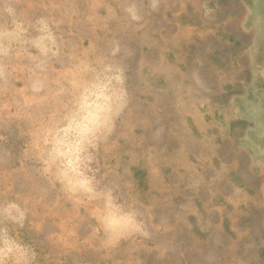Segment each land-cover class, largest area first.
Returning <instances> with one entry per match:
<instances>
[{"label": "rangeland", "instance_id": "374dc122", "mask_svg": "<svg viewBox=\"0 0 264 264\" xmlns=\"http://www.w3.org/2000/svg\"><path fill=\"white\" fill-rule=\"evenodd\" d=\"M161 2L184 10L192 26L193 9L214 23L211 39H195L192 52L214 56L220 77L228 66L236 71L221 63L227 56L253 57L256 31L242 0ZM144 5L0 0V264H264V176L254 167L264 120L235 130L242 141L232 142L225 163L193 152L182 161L176 113L137 79L142 24L133 30L128 21L131 9L141 19ZM243 28L252 31L246 48L234 44ZM214 84L217 92L220 79ZM198 162L200 176L190 171ZM218 186L241 203L230 207L238 224L225 225L229 256L227 240L183 221ZM129 214L138 228L127 225Z\"/></svg>", "mask_w": 264, "mask_h": 264}, {"label": "crops", "instance_id": "0c3cea01", "mask_svg": "<svg viewBox=\"0 0 264 264\" xmlns=\"http://www.w3.org/2000/svg\"><path fill=\"white\" fill-rule=\"evenodd\" d=\"M145 1L147 5L139 10L142 13L141 19L134 9H131L128 21V26L130 22L132 29L133 26L137 28L135 24H142L143 50L145 49L146 52L142 59L143 70L137 75V79L143 81L145 90L155 92L159 96L163 94L166 97L164 103L176 113L177 122L174 127L180 128L176 136L183 146L179 155L182 161L191 160L190 153L193 152L196 154V157L192 154L195 159H205L210 164L218 161L225 163L231 158L232 142L236 145V141H242V138L237 137L235 130L244 127L248 131L250 124L244 113L249 111L252 101L254 102L259 96L253 89L256 83L253 57L227 56L221 63L233 64L236 71L232 75L228 66L226 70H222L223 76L220 77L219 72H214V56H194L192 52L195 48V39L205 43L211 39L210 34L213 30L210 27H213L214 23L205 22L202 11L193 9L194 15L198 18L196 26H192L184 22L186 14L184 10L177 13L176 10L172 13L163 7L161 0L160 2ZM214 12L213 9L206 10L207 15ZM226 22L223 24H227ZM132 29L128 28V31ZM219 30L218 28L216 31ZM242 32H244L242 39L235 38L234 44L246 48V36H250L252 31L243 28ZM152 33H156V36ZM226 38L230 39L231 36L226 35ZM197 46L199 47L200 44L197 43ZM248 47L250 51L251 46ZM216 79L221 81V87L217 92L214 84ZM155 102L160 105L162 103L161 99ZM189 141L192 144L197 142L201 148L190 150L187 146ZM254 164V167L262 170L260 175L264 176V163L256 160ZM190 168V171L198 176L204 173L199 162ZM216 194L217 196H213L209 201L203 199L198 201V205L192 203L191 207L195 212L183 221L194 224L196 228L200 227L207 239L227 240V246L224 242L220 244L222 255L229 256L231 255L230 238L229 234H225V225L228 223L236 225L239 219L231 214L230 207L233 201L229 190L218 186ZM244 198L247 199L243 197L242 201ZM233 203L235 208L241 205L240 201ZM196 228L192 227V231ZM192 234L196 236L194 232ZM205 253L208 254V252L203 254Z\"/></svg>", "mask_w": 264, "mask_h": 264}, {"label": "flooded vegetation", "instance_id": "af4514ba", "mask_svg": "<svg viewBox=\"0 0 264 264\" xmlns=\"http://www.w3.org/2000/svg\"><path fill=\"white\" fill-rule=\"evenodd\" d=\"M247 10L250 11L246 26L249 30H255L254 55L253 61L255 63L256 83L253 89L257 91L259 96L252 101L255 113L250 114L245 112L247 119L264 120V115H261L262 107L264 106V0H242ZM253 11V12H252ZM264 124V123H262ZM256 142V141H255ZM257 145L258 157L256 160H261L264 163V138ZM255 153V152H253Z\"/></svg>", "mask_w": 264, "mask_h": 264}, {"label": "clouds", "instance_id": "9594fccd", "mask_svg": "<svg viewBox=\"0 0 264 264\" xmlns=\"http://www.w3.org/2000/svg\"><path fill=\"white\" fill-rule=\"evenodd\" d=\"M126 223L128 226H131V227H135V228L139 227V225L136 223L135 216L133 214L128 215Z\"/></svg>", "mask_w": 264, "mask_h": 264}]
</instances>
